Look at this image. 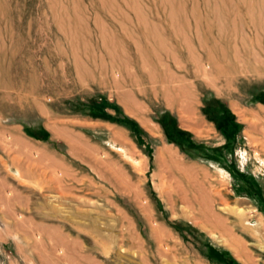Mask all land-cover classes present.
<instances>
[{
  "label": "rangeland",
  "instance_id": "obj_1",
  "mask_svg": "<svg viewBox=\"0 0 264 264\" xmlns=\"http://www.w3.org/2000/svg\"><path fill=\"white\" fill-rule=\"evenodd\" d=\"M244 4L0 0V264H264V0Z\"/></svg>",
  "mask_w": 264,
  "mask_h": 264
},
{
  "label": "bare ground",
  "instance_id": "obj_2",
  "mask_svg": "<svg viewBox=\"0 0 264 264\" xmlns=\"http://www.w3.org/2000/svg\"><path fill=\"white\" fill-rule=\"evenodd\" d=\"M223 1V0H222ZM218 2H221V1H218ZM236 2H237V4H238V7L239 6H241V7H248L247 5L245 6V4H244V2H245V0H236ZM263 3V2H262ZM219 4H221L222 5V3H219ZM247 4H251V2L249 3H247ZM237 6V5H236ZM250 6V5H249ZM235 7V6H234ZM237 7V8H238ZM240 7V8H241ZM239 8V9H240ZM233 9V8H232ZM239 9H236V10H239ZM247 9V8H246ZM235 10V11H236ZM241 10V9H240ZM248 10H249V8H248ZM250 10H252V7H251V9ZM219 11V10H218ZM231 11V10H230ZM228 12V11H227ZM248 12V11H247ZM247 12H246V15H248L247 14ZM255 11H250V17L252 16L251 14H253ZM216 13V12H215ZM214 13V14H215ZM223 13V12H222ZM244 13V12H243ZM249 13V12H248ZM213 14V15H214ZM217 14V13H216ZM223 14H225V12L223 13ZM229 14V13H228ZM235 14H236V12L235 13H233L232 14V16L234 15L235 16ZM219 15H221L222 16V14H221V12H220V14ZM245 15V14H244ZM220 16V17H221ZM224 16V15H223ZM233 16V17H234ZM172 17V16H171ZM218 17V16H217ZM173 19H174V17H172ZM171 18V23H173V22H175V21H173V19ZM148 25H149V23H147L146 22V20H141V21H139V26H141L142 27V30H144L145 31V33H149V29L148 28H150L151 29V25L148 27ZM186 26V25H185ZM187 28V27H186ZM148 36L149 35H145V37L146 38H148ZM109 41V40H108ZM106 42L104 41V44L103 45H106L107 46V44H105ZM187 46V45H186ZM200 46H201V44H200ZM188 47H189V45H188ZM206 46H204V48H205ZM188 49V48H187ZM206 49V48H205ZM138 51H136V52H138L137 53V55H138V60H139V64H145V62H151V61H153V60H155L157 63L158 62H160L159 61V58L157 57V55H151V56H149L150 54H153L154 52H152L153 50H151V51H149V50H144V49H142V48H138L137 49ZM214 50H215V48H214ZM217 51V50H216ZM206 52V51H205ZM223 52V51H222ZM221 52V61L222 60H225L226 61V59H227V57H225V55H224V52L222 53ZM250 52V51H249ZM207 53H209V51L207 52ZM251 53V52H250ZM254 53V52H253ZM253 53L250 55V56H252V57H254L255 55H253ZM210 55V54H209ZM235 55V54H234ZM234 55H232V56H234ZM236 55H238V53H236ZM235 55V56H236ZM247 55H248V53H247ZM239 56V55H238ZM213 58V57H212ZM234 57H232L231 59H233ZM238 58L239 57H237V60H238ZM241 59V58H240ZM244 59V58H243ZM252 59V58H251ZM254 59V61H256L255 60V58H253ZM253 59H252V61H253ZM209 60V59H208ZM234 60V59H233ZM236 60V59H235ZM236 60V61H237ZM238 61H240V60H238ZM243 61V60H242ZM241 61V62H242ZM247 61V60H246ZM228 62V61H227ZM248 62V61H247ZM156 63V64H157ZM229 63H231V62H228V63H226V68H225V70H230V69H232L233 71H234V64H229ZM244 63V62H243ZM242 63V64H243ZM246 63V62H245ZM159 64V63H158ZM253 64V63H252ZM255 64H256V62H255ZM261 64V63H260ZM219 65V64H218ZM237 65H239V63L237 64ZM254 65V64H253ZM79 66V65H78ZM77 66V67H78ZM212 66H213V68L214 69H216L217 70V72H219L220 71V69H222V66H221V68H219L217 65H215V64H213L212 63ZM240 66V65H239ZM257 66V65H256ZM259 66V65H258ZM76 67V68H77ZM200 67V66H199ZM202 68L204 67V69L205 70H207L208 69V66L207 65H203V66H201ZM243 67V66H242ZM245 67H247V66H245ZM79 68H80V66H79ZM212 68V67H211ZM210 68V69H211ZM240 69H238V71L239 70H241L242 68H241V66L239 67ZM83 69V68H82ZM204 69H202L203 70V72H205L204 71ZM77 70V69H76ZM80 70V69H79ZM78 70V71H79ZM245 70V69H244ZM162 73H163V71L162 70H160ZM208 71H210V70H208ZM212 71H213V69H212ZM212 71H211V73H212ZM246 71V70H245ZM140 73H141V75H140V79L139 80H147L148 82H153V81H155L154 79H155V77H154V73L156 74V75H158V73H156V72H152V73H144V72H141V71H139ZM165 72H167L166 70H165ZM165 72H164V74H165ZM202 72V73H203ZM216 72V73H217ZM228 72V71H227ZM240 72V71H239ZM238 72V73H239ZM247 72V71H246ZM251 72V71H250ZM243 73V72H242ZM119 74V73H118ZM139 74V73H138ZM164 74L162 75V78H165L164 77ZM209 74V73H208ZM214 74V73H213ZM224 74H225V72H224ZM247 74H248V72H247ZM255 74H257V73H255ZM133 76H134V74H132ZM206 75H207V73H206ZM236 75V74H235ZM78 76H80V78H84V79H89L90 80V78L92 77V76H90V74L86 71V70H80L79 71V73H78ZM116 76V75H115ZM136 76V75H135ZM224 76V75H223ZM117 77V76H116ZM119 77V76H118ZM130 77H131V75H130ZM129 76H128V78H130ZM154 77V78H153ZM205 77V76H204ZM227 77V76H226ZM229 77V76H228ZM158 78H159V76H158ZM161 78V79H162ZM167 78V77H166ZM206 78V77H205ZM230 78V77H229ZM136 78H134V80H135ZM168 79V78H167ZM171 79V78H170ZM219 80V79H218ZM133 81V80H132ZM157 81V80H156ZM155 81V82H156ZM163 82H164V79L162 80ZM169 81V80H168ZM171 82V81H170ZM134 83V82H133ZM159 83H160V81H159ZM166 83H167V80H166ZM135 84H136V80H135ZM154 84V83H153ZM156 85V84H155ZM160 85V84H159ZM158 85V86H159ZM162 85H165V84H163L162 83ZM162 85H160V86H162ZM166 86H169V84H167ZM152 87H155V86H153L152 85ZM151 87V89H153ZM159 91H161L160 92V94L159 95H161V96H163V97H165V96H168L170 93V91L168 90V88L166 87L165 88V86L164 87H160V89H159ZM154 92V91H153ZM158 92V91H157ZM157 92L155 91V94H157ZM170 97H171V95H169ZM135 103H134V101L132 102V104L131 105H134ZM243 113V112H242ZM245 113V112H244ZM243 115V114H242ZM252 115V114H251ZM238 116H240V115H238ZM240 118H241V116H240ZM242 118H243V116H242ZM256 119V118H255ZM245 120H247L246 118H244V121ZM140 121V120H139ZM141 122V125H142V127L145 129V131H148V133L150 134V135H152V136H154V137H157L158 136V128H157V126H155V125H153V124H151V123H149V122H146V121H140ZM248 123V122H247ZM199 124H201V123H199ZM198 124V125H199ZM202 126V125H201ZM188 129H190V130H192L193 132H195L194 131V129L193 128H188ZM196 130V129H195ZM199 130V129H198ZM196 133V132H195ZM114 134V133H113ZM198 134H200V133H198ZM207 134V133H206ZM115 136H117V135H115ZM68 137V139L72 142V144H73V146H76V147H80L79 145H77V144H74L73 142V140L69 137V136H67ZM119 137V136H118ZM123 137V136H122ZM121 137V138H122ZM119 139H120V137H119ZM18 141L16 138L14 139V141ZM123 141V140H122ZM19 143H20V141H18ZM17 143V142H16ZM20 145V144H19ZM175 152H173V151H171L170 149H168V148H160L158 151H156V154H155V156L157 157V158H165V157H167V159H169V160H177V157H175ZM165 156V157H164ZM164 161H165V159H164ZM177 164V163H176ZM178 165V164H177ZM186 176V175H185ZM188 176L189 177H191V175H190V173H188ZM188 176H186V177H188ZM199 190V192H201L202 194L201 195H205V193L204 192H202V190H201V188H199L198 189ZM204 191V190H203ZM198 194H200V193H198ZM203 198H205V197H203ZM205 201V200H204ZM240 212V211H239ZM217 221V220H216ZM260 226L262 225V223L261 224H259Z\"/></svg>",
  "mask_w": 264,
  "mask_h": 264
},
{
  "label": "trees",
  "instance_id": "obj_3",
  "mask_svg": "<svg viewBox=\"0 0 264 264\" xmlns=\"http://www.w3.org/2000/svg\"><path fill=\"white\" fill-rule=\"evenodd\" d=\"M226 114L228 115L229 121L228 123L224 124V120L222 118H217L216 120H214L213 118H209V121H213L215 124L216 129L221 130L222 132H233L236 129V125H234L233 123H231V115H229V113L226 111ZM108 119V118H107ZM165 120H169V126H170V130H167V123L165 122ZM161 125L162 131L164 133V136L166 138V140L168 141V143H187L189 148H193L192 143H190L189 141V134L187 131H182L177 129L175 122L173 119H171V117H168L167 115H163L162 118L159 119L158 122ZM130 128L132 129V126H130Z\"/></svg>",
  "mask_w": 264,
  "mask_h": 264
}]
</instances>
